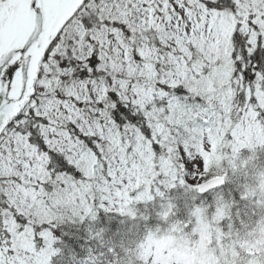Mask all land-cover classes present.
<instances>
[{"label":"snow or ice","instance_id":"obj_1","mask_svg":"<svg viewBox=\"0 0 264 264\" xmlns=\"http://www.w3.org/2000/svg\"><path fill=\"white\" fill-rule=\"evenodd\" d=\"M257 148L264 0H0V264H52L61 225L147 221L155 199L166 227L89 226L77 264H182L145 251L161 236L264 264V170L244 173V213L219 191ZM176 189L213 199L173 219Z\"/></svg>","mask_w":264,"mask_h":264},{"label":"trees","instance_id":"obj_2","mask_svg":"<svg viewBox=\"0 0 264 264\" xmlns=\"http://www.w3.org/2000/svg\"><path fill=\"white\" fill-rule=\"evenodd\" d=\"M255 158L258 167L264 170V148H261L260 152H256ZM168 194L170 198H175L174 203L176 204V208L174 210L175 216L173 219H175L177 215H181L180 218L185 219L188 210L192 206L190 207V205L186 203L185 198L181 195V191L176 189ZM230 194L231 198L237 201V192L235 193L234 190H232ZM225 198H228V195H225ZM211 201L212 200L208 198V201L202 203L198 202V204L207 205L210 204ZM155 210L156 212L158 211L157 209ZM140 211L143 212L144 210L140 209ZM156 212L150 207L148 210L144 211V215L149 217L147 221L140 219L129 220L127 217L115 216L113 214L105 215L103 212H100L97 221L94 222L93 225H89L87 221L81 225H61L56 232L58 237L56 247L60 249V252L52 258V264H77L78 261L84 259L86 256V248L95 244V241H87L88 233L86 229L89 226L93 227V230L106 228L107 231L104 234L106 241L111 239L114 243H119L121 239H123L124 242L127 243L129 240L138 239L142 236L146 228H155L156 226H160L161 228L164 227L163 225H159L160 220L157 218ZM241 213H244V208L241 210ZM121 221H123V223H121ZM116 233H119V235H114ZM97 250L103 249L97 247ZM119 251V248H117L118 253ZM109 259H111V257H109Z\"/></svg>","mask_w":264,"mask_h":264},{"label":"rangeland","instance_id":"obj_3","mask_svg":"<svg viewBox=\"0 0 264 264\" xmlns=\"http://www.w3.org/2000/svg\"><path fill=\"white\" fill-rule=\"evenodd\" d=\"M257 149H259V148H257ZM240 155H241L240 160H246L247 157L249 155H251V153L249 152V150L244 149V150H241ZM245 172L248 173V177H247L246 182L249 185L255 186V181H256L255 174L259 171L257 169V166H255L254 160H253V161H249L247 169L240 168L236 171L235 174L229 175V177H228L229 182L226 183L227 189L232 190L235 188V190L237 192H239L240 185L243 182H245L243 180ZM231 187H233V188H231ZM219 191L222 192L221 189ZM189 194H190V197L192 199V197L196 193H189ZM211 197L213 198L212 195H211ZM192 201H194V200L192 199ZM244 203H246V202L242 201L240 199V204H237V205L242 209L241 206ZM164 250H167L169 255L175 254L176 258L179 261H181L182 264H213V260L209 259L210 257L207 254L206 247L196 246L194 248H192V247L189 248V247H187V245L181 244L178 240L174 239L173 237L172 238L166 237L162 240L153 239L150 243H147V246L145 248L146 252H152V253L156 254L157 259L161 258V254L164 252ZM202 258H203V260H202Z\"/></svg>","mask_w":264,"mask_h":264},{"label":"clouds","instance_id":"obj_4","mask_svg":"<svg viewBox=\"0 0 264 264\" xmlns=\"http://www.w3.org/2000/svg\"><path fill=\"white\" fill-rule=\"evenodd\" d=\"M210 259H212V260H213V264H215V258H213V257H210Z\"/></svg>","mask_w":264,"mask_h":264}]
</instances>
